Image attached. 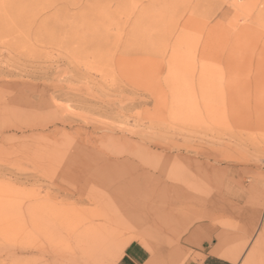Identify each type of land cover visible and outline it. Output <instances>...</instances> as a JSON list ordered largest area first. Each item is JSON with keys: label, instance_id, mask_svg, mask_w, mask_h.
Returning <instances> with one entry per match:
<instances>
[{"label": "rangeland", "instance_id": "rangeland-1", "mask_svg": "<svg viewBox=\"0 0 264 264\" xmlns=\"http://www.w3.org/2000/svg\"><path fill=\"white\" fill-rule=\"evenodd\" d=\"M263 48L264 0H0V264L90 261L92 225L108 250L90 264L135 233L147 264H186L204 224L260 228L241 264H264ZM199 60L225 72L205 100Z\"/></svg>", "mask_w": 264, "mask_h": 264}, {"label": "bare ground", "instance_id": "bare-ground-1", "mask_svg": "<svg viewBox=\"0 0 264 264\" xmlns=\"http://www.w3.org/2000/svg\"><path fill=\"white\" fill-rule=\"evenodd\" d=\"M205 26V25H204ZM202 29H205V28H203V26H202ZM215 29H216V27H211L210 29H209V32H208V35H207V37H210V35L215 31ZM204 31V30H203ZM202 31V32H203ZM195 34V33H194ZM197 34V33H196ZM198 35H201V34H197L196 36H198ZM194 37V36H193ZM191 42H192V40H191ZM200 42H199V39H194V49H195V51L194 50H192V51H194V53L193 54H197L199 51H200ZM247 49V48H246ZM257 49H258V47H257ZM199 50V51H198ZM202 50L203 51H205V46H203V48H202ZM248 50V49H247ZM263 50H264V48H263ZM191 51V50H190ZM197 51V52H196ZM245 51V50H244ZM248 51H250V50H248ZM241 52V51H240ZM192 53V52H191ZM190 53V54H191ZM245 54L247 53V51L246 52H244ZM242 54H243V52H242ZM244 54V55H245ZM254 54H256V53H254ZM240 55H241V53H240ZM192 57V56H191ZM242 57H244V56H242ZM245 57H247V55H245ZM250 57V56H249ZM253 58H254V56H252ZM252 58V59H253ZM199 59V55L197 54V55H194V60L192 61H190V62H192L193 63V65H190V66H192V75H193V77H195L196 76V73H197V70H198V63H197V60ZM243 59H247V58H243ZM241 60V59H240ZM247 60H250V59H247ZM250 61H252V60H250ZM249 61V62H250ZM264 61V60H263ZM262 61V62H263ZM234 61H232V63H233ZM241 62H242V60H241ZM249 62H248V64H249ZM238 63V62H237ZM235 64L236 66H233V68L235 67H237V65H240L239 63L238 64ZM260 63V62H259ZM179 64V63H178ZM180 64H183V63H180ZM199 64H200V66H201V69H202V71H201V76H200V83H198V85L200 84V88L202 89V100H205V98H203V96H205V94H207L208 93V90H210V89H213V88H216V87H214L215 86V84L216 85H219L220 83H222V81L224 80V77H225V72H221V74L219 75V76H217L216 78H215V72H214V70L211 68V66L208 64V63H206L205 62V60L204 61H200L199 60ZM228 64H230V63H228ZM242 64H244V63H242ZM248 64H246V66L248 65ZM252 64V62H250V64L249 65H251ZM175 65H177V64H175ZM184 65H185V62H184ZM184 65H183V67H184ZM234 65V64H233ZM245 65V64H244ZM244 65H241V67L242 66H244ZM199 66V67H200ZM228 66V68L226 67V69H229L230 67H229V65H227ZM231 66V65H230ZM260 66H261V64H260ZM182 67V66H181ZM183 67H182V69H183ZM187 67V66H186ZM232 67V66H231ZM245 67V66H244ZM248 67V66H247ZM247 67H245V68H247ZM176 68V67H175ZM232 68V69H233ZM237 68H239V67H237ZM250 68H252L251 66H250ZM257 69H255V71L257 70V71H260V69H259V66H257L256 67ZM178 69V68H177ZM179 69H180V67H179ZM185 69V68H184ZM183 69V70H184ZM225 69V70H226ZM182 70V72H178L177 74H179L178 76H179V78H183V77H181L180 76V74L182 73L183 74V71ZM189 70V69H188ZM224 70V71H225ZM234 70V69H233ZM232 70V71H233ZM238 70V69H237ZM243 70V69H242ZM242 70H240V71H242ZM262 70V69H261ZM176 71V70H175ZM181 71V70H180ZM198 71H200V70H198ZM252 71V70H251ZM256 71V72H257ZM187 72V71H186ZM245 72H247V70L245 71ZM249 72V71H248ZM176 73V72H175ZM239 73V72H238ZM261 73H262V71H261ZM260 73V74H261ZM243 74V73H242ZM247 74V73H246ZM252 74V73H251ZM191 75V76H192ZM228 75H229V73H228ZM233 75V74H232ZM258 75H259V73H258ZM199 76V75H198ZM241 76V75H240ZM244 76V75H243ZM251 76V75H250ZM262 76V75H261ZM260 76V77H261ZM173 77H176V75H173ZM189 78L188 77V79L190 80V81H193L194 80V78ZM228 77H230V75L228 76ZM232 77V76H231ZM254 78H256V75L255 76H253ZM258 77V76H257ZM259 77V78H260ZM178 78V77H177ZM177 78H174V80H176ZM233 78V77H232ZM234 79V78H233ZM263 79V78H262ZM261 79V80H262ZM179 80H181V79H179ZM178 79L176 80V81H179ZM237 80V79H236ZM244 80V79H243ZM253 80H255V79H253ZM252 80V81H253ZM225 81V80H224ZM198 82V81H197ZM226 82V81H225ZM239 82V81H238ZM242 82H244V81H242ZM249 82V81H248ZM254 82V81H253ZM262 82V81H261ZM180 83H182L181 84V88L179 87V89H177V90H181L182 89V86L184 85L183 83L184 82H180ZM180 83L178 84L179 86H180ZM192 83V82H191ZM191 83H189L190 85H189V94H188V96H189V98H187V99H184V98H182V97H180L179 99H177V106H175V107H177V109H176V112L178 113V115H179V117H181V116H185V114H187V116H191V113L193 114V113H196V112H198L199 111V109H198V106H199V102H200V100L198 99V97H199V94H200V89H199V87H198V89H197V86L196 85H194V82L191 84ZM235 83H236V81H235ZM177 84V83H176ZM187 84V83H186ZM240 85H241V83H239ZM248 84H250V82L248 83ZM264 84V83H263ZM231 85V84H230ZM255 85V84H254ZM176 87H175V90H176V88H177V85H175ZM185 86V85H184ZM195 86V87H194ZM213 86V87H212ZM243 86V85H242ZM251 86V85H250ZM257 86V85H256ZM186 87V86H185ZM246 87V86H245ZM264 87V86H263ZM184 88V87H183ZM217 89V88H216ZM248 89V88H247ZM255 89V88H254ZM176 90V91H177ZM214 90V89H213ZM246 90V89H245ZM245 90H243V91H245ZM248 90H250V89H248ZM259 90H260V88H259ZM217 91V90H216ZM242 91V92H243ZM258 91V90H257ZM178 92V91H177ZM250 92H251V90L249 91V97L248 98H250ZM180 92H178V94H179ZM177 94V95H178ZM244 94V93H243ZM247 94V95H248ZM258 94V93H257ZM256 94V95H257ZM183 95V94H182ZM179 96V95H178ZM241 97H243V96H241ZM259 97V96H258ZM209 98V97H208ZM256 98V97H255ZM262 98V97H261ZM237 99V98H236ZM260 99V98H259ZM259 99H257V100H259ZM236 101H238V100H236ZM242 101V100H241ZM243 101H244V99H243ZM250 101V100H249ZM249 101H247V103L249 102ZM175 102V103H176ZM237 103H239V102H237ZM250 103V102H249ZM250 105V104H249ZM208 106H210V105H208ZM234 106V105H233ZM201 108H202V106H201ZM254 108V107H253ZM208 109V108H207ZM210 109H212V108H210ZM234 109H235V107H234ZM210 111V110H209ZM211 111H213V110H211ZM175 112V113H176ZM203 112V111H202ZM202 112H199V114L200 113H202ZM176 113V114H177ZM198 114V115H199ZM201 115V114H200ZM200 115L199 116H197V118L198 117H200ZM202 116V115H201ZM204 116V115H203ZM194 117H196V116H194ZM210 117V116H209ZM202 118H204V117H202ZM201 118V119H202ZM206 118H208V117H206ZM205 119V118H204ZM203 119V120H204ZM193 120V119H192ZM197 121H200V119H197ZM196 122V121H195ZM194 122V123H195ZM183 201V200H182ZM44 204V203H43ZM47 205H48V203H47ZM184 205V204H183ZM187 205V204H186ZM182 207V206H181ZM189 207H190V205H189ZM192 207V206H191ZM190 207V208H191ZM47 208H49V206L48 207H46L45 205H42L41 204V206L36 210V215L38 216V215H40V214H44V216L45 215H47L48 214V211H47ZM184 210H186L185 208H183ZM188 209V208H187ZM47 213V214H46ZM94 213V212H93ZM93 213H91V214H93ZM65 214H67V213H65ZM62 216V215H61ZM63 217H65V215H63ZM80 217V216H79ZM95 217V216H94ZM93 217V218H94ZM137 217V216H136ZM37 218V217H36ZM60 218H62V217H60ZM75 218H77V217H75ZM74 218V219H75ZM86 218V217H85ZM132 218V217H131ZM73 219V220H74ZM78 219V218H77ZM76 219V220H77ZM83 219V218H82ZM81 219V220H82ZM89 219V218H88ZM132 219H134V218H132ZM68 220H70V218L68 219ZM80 220V221H81ZM52 221H54V220H52ZM60 221H62V219L60 220ZM84 221L87 223V218L86 219H84ZM95 221V220H94ZM66 222V221H65ZM68 222V221H67ZM70 222H71V220H70ZM74 222H75V220H74ZM82 222V221H81ZM89 222V221H88ZM90 222H92V221H90ZM86 223H84V225L86 224ZM94 222H92V224H93ZM55 224H57V223H55ZM77 224H80V223H77ZM89 224V223H88ZM64 225V224H63ZM82 225V224H81ZM90 225V224H89ZM73 226V225H72ZM85 226H87V225H85ZM94 227H96L95 225H92V226H90V229H86L85 230V232H83L82 233V231H81V233H80V235H79V238H80V240H82V242H83V247L86 249H88L87 250V252H88V254H89V260L90 261H87V262H81V263H79V264H90L89 262H92V261H96V259L97 258H99V256L101 257L103 254H105L106 252H107V248H108V246H106V244H105V242H104V239H102V236H103V230H102V227L100 226H98L100 229L98 230L97 228L95 229ZM86 228V227H85ZM139 230V229H138ZM138 230L136 231V232H138ZM139 232H140V230H139ZM135 233V232H134ZM134 241H138V242H141L140 244H142L150 253H151V255L152 254H154L155 252H156V250L157 249H153V248H155V247H153L152 248V246L146 241V238H145V236L142 234V233H135V234H133V236H131L130 238L128 237V239L127 240H125V241H122L121 243H119V245H118V247H117V252H116V254H123L124 253V250L126 249V247H128L132 242H134ZM155 250V251H154ZM87 252H86V254H87ZM87 254V255H88ZM155 255V254H154ZM153 255V256H154ZM156 256V255H155ZM155 258V257H154ZM232 259L233 260H237L238 259V257L237 256H235V255H233V257H232ZM152 260H153V258H152ZM149 261H151V260H149ZM94 262H92V263H94ZM158 262V261H157ZM91 263V264H92ZM151 263H153V262H151ZM156 263V262H155ZM154 263V264H155Z\"/></svg>", "mask_w": 264, "mask_h": 264}, {"label": "crops", "instance_id": "crops-1", "mask_svg": "<svg viewBox=\"0 0 264 264\" xmlns=\"http://www.w3.org/2000/svg\"><path fill=\"white\" fill-rule=\"evenodd\" d=\"M260 231V228L256 230L251 227L236 232L223 231L204 224L202 228L194 229L188 236V249L191 254L186 264H241ZM132 243L126 247L117 264L148 263L147 253ZM143 248L147 250L144 246ZM233 255L238 256V259L233 260Z\"/></svg>", "mask_w": 264, "mask_h": 264}]
</instances>
